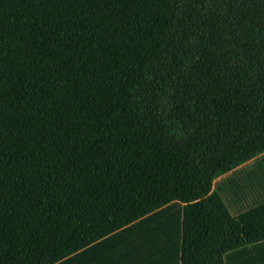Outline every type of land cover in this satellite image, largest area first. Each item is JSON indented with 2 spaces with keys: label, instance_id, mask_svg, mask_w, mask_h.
Returning <instances> with one entry per match:
<instances>
[{
  "label": "trees",
  "instance_id": "trees-1",
  "mask_svg": "<svg viewBox=\"0 0 264 264\" xmlns=\"http://www.w3.org/2000/svg\"><path fill=\"white\" fill-rule=\"evenodd\" d=\"M264 153V0H0V264H56L174 202L180 264L264 241L213 181Z\"/></svg>",
  "mask_w": 264,
  "mask_h": 264
},
{
  "label": "crops",
  "instance_id": "crops-1",
  "mask_svg": "<svg viewBox=\"0 0 264 264\" xmlns=\"http://www.w3.org/2000/svg\"><path fill=\"white\" fill-rule=\"evenodd\" d=\"M212 190L233 217L263 204L264 153L216 178ZM182 207L174 201L56 264H180ZM224 264H264V241L226 253Z\"/></svg>",
  "mask_w": 264,
  "mask_h": 264
},
{
  "label": "bare ground",
  "instance_id": "bare-ground-1",
  "mask_svg": "<svg viewBox=\"0 0 264 264\" xmlns=\"http://www.w3.org/2000/svg\"><path fill=\"white\" fill-rule=\"evenodd\" d=\"M149 249V248H148ZM147 255V254H146Z\"/></svg>",
  "mask_w": 264,
  "mask_h": 264
}]
</instances>
